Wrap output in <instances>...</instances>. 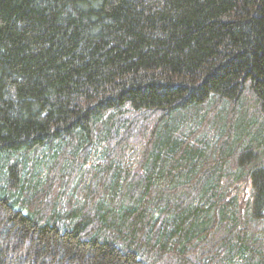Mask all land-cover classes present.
<instances>
[{"label":"trees","instance_id":"1","mask_svg":"<svg viewBox=\"0 0 264 264\" xmlns=\"http://www.w3.org/2000/svg\"><path fill=\"white\" fill-rule=\"evenodd\" d=\"M0 161V264H264V0H0Z\"/></svg>","mask_w":264,"mask_h":264},{"label":"rangeland","instance_id":"2","mask_svg":"<svg viewBox=\"0 0 264 264\" xmlns=\"http://www.w3.org/2000/svg\"><path fill=\"white\" fill-rule=\"evenodd\" d=\"M143 114V113H142ZM145 114V113H144ZM143 121V115L138 113H134L130 118V129H126L122 135H117L112 139L113 144L119 141L120 138H130L133 139L135 136V132L138 126ZM112 146V145H111ZM58 151L52 149L49 150L47 148H41L35 152L18 154L16 157H9L6 159V162H23V174L24 180L29 181L32 179L34 182L33 188H29L28 192L22 193V196L14 193L13 197L15 199L23 200L24 198H29L30 196H35L36 194L42 193L44 194V202L47 205L51 199H53L54 194L56 192L60 193V206L62 207V213H66L69 211L68 203L69 198L71 197L70 188L74 185V180L78 177V166L76 163H72L67 169H61L57 164V155ZM5 166L3 161H0V184L5 182L4 172ZM37 181V182H35ZM95 181V180H94ZM93 181V182H94ZM98 181V180H97ZM35 192H32V191ZM249 190V189H248ZM15 192V191H14ZM193 192L187 195H181L177 197H173L174 202L177 204H184L193 196ZM172 198V197H171ZM91 203H89V206ZM91 209V207H90ZM260 232L263 235H259L261 239L264 241V225L259 227ZM209 245V244H208ZM234 264H241L242 259L238 256H234Z\"/></svg>","mask_w":264,"mask_h":264}]
</instances>
